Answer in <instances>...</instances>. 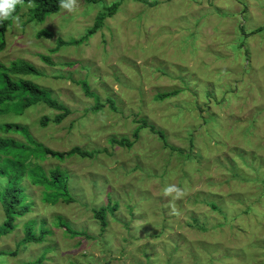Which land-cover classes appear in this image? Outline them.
I'll return each instance as SVG.
<instances>
[{"label": "rangeland", "instance_id": "374dc122", "mask_svg": "<svg viewBox=\"0 0 264 264\" xmlns=\"http://www.w3.org/2000/svg\"><path fill=\"white\" fill-rule=\"evenodd\" d=\"M112 1L77 0L76 12L61 8L39 23L24 22L23 6L19 26L6 30L0 63L32 64L28 79L71 110L57 124L59 110L38 104L17 122L51 152L75 146L91 156L39 161L47 175L66 174L72 201L52 204L42 185L24 179L32 210L0 235V252L16 251L0 264L44 252L43 264H264V29L252 33L264 27V0H124L89 39L51 51L58 38L84 35ZM39 29L55 36L38 37ZM97 100L104 106L95 111ZM139 118L168 145L149 126L131 147L110 141L132 137ZM5 135L27 143L23 132ZM170 184L179 198L164 194ZM109 203L117 209L100 233L94 209ZM60 216L90 238L67 234ZM30 221L36 235L42 224L50 233L25 248Z\"/></svg>", "mask_w": 264, "mask_h": 264}, {"label": "trees", "instance_id": "16d2710c", "mask_svg": "<svg viewBox=\"0 0 264 264\" xmlns=\"http://www.w3.org/2000/svg\"><path fill=\"white\" fill-rule=\"evenodd\" d=\"M85 1L87 3H97L102 0H84V2ZM123 1L124 0H113L110 4H107L105 9L98 13L94 23L80 38L72 39L70 41L58 38L57 46L51 49V51L55 52L58 51L63 45L78 44L89 39V37L94 35L103 27L107 18H110L119 11ZM136 1L150 6L156 3L153 0ZM27 5H29L30 16L24 22H43L48 16L61 10V7L59 6L60 0H21V3L17 5L15 15L18 16V13L22 7ZM11 24L12 20L10 19L5 20L2 24H0V49H3L6 46L4 41L5 33ZM263 29L264 27L260 26L252 33L261 32ZM36 36L51 39L55 36V33L49 29H39L36 32ZM42 57L48 64H54L50 56L45 55ZM67 64L73 65L72 63ZM2 70H7L5 74L10 71L16 74L22 73L24 75H28L35 70V67L32 64L26 62L22 64L12 62L9 66L3 65ZM87 83H85L87 95H94V93L90 91ZM16 88L17 87H15L14 84H11L8 74L5 79H2L0 72V93H3V95H0L1 114L10 113L18 109H21V111H18V113L25 112L28 108L36 107L38 104H43L49 108L59 110V113L52 119L47 115L42 117L41 123L46 126L50 119L51 121L53 120L55 123L60 124L71 113V110L66 106V104L53 97L46 89L29 79H20L18 90L14 92ZM178 92V90H173V92L170 93H159L157 98L163 99L169 95H175ZM103 106L104 103L97 100L96 105H94L92 109L98 111L100 107ZM138 121L140 123L138 126L140 127H138V129L133 132L132 137H112L110 138V141L120 146L131 147L139 138V128L143 129L149 126L154 132H157L161 136L164 144L168 145L166 139L164 140V133L162 130H157L152 124H148L144 118H139ZM7 132L21 134L22 132L25 133V139L27 140V143L18 141L13 137H7L5 135ZM51 154L53 156L61 155L62 158L73 155H80L82 157L91 156L90 152L82 151L79 147L75 146L63 154L57 151L51 152L49 147H44V145L37 142L36 138L30 132L28 127H22L15 123H0V204L4 208V220L0 224V235H7L11 233L18 225L16 221L32 210V199L26 192L27 187L22 184L24 179L27 177L32 180L33 184L38 186L42 185L43 188L41 191L44 200H47L52 204H56L60 199L65 202L72 201V195L68 186L66 174L59 168H56L51 170L50 174L47 175L42 168L41 163L39 162L40 160H45ZM116 209L117 205H111L110 203L106 206L94 209L96 219L99 220L100 223V233H103V230L107 226V215L109 213H114ZM57 225L63 228V230L72 237L85 236L90 238V235L87 234L86 231L73 229L66 221L61 218V216L58 219ZM48 233H50V230L46 229L44 224H42V226L40 225V234L36 235L33 222H27L25 224V236L21 243L26 248L30 242L36 243L43 241ZM14 254L16 255V251L3 250L0 252V255ZM45 258L46 253L44 252L36 260L22 262L21 264H43Z\"/></svg>", "mask_w": 264, "mask_h": 264}, {"label": "clouds", "instance_id": "9594fccd", "mask_svg": "<svg viewBox=\"0 0 264 264\" xmlns=\"http://www.w3.org/2000/svg\"><path fill=\"white\" fill-rule=\"evenodd\" d=\"M20 3H21V0H0V24H2L5 20H9L10 19L17 26H19L20 19H19V16L15 15V11H16L17 5L20 4ZM59 6L62 9L67 10V12H69V13H74L78 9L77 0H60V5ZM5 63L4 62L0 63L1 64L0 69L3 68V65ZM7 74L9 76L10 80H11V84H14L15 87H17L14 90V92H16L18 90L19 80L23 79V78L28 79L27 76H29V74L28 75H24L22 73L16 74V73H12L10 71H8ZM7 74H6L5 78L7 77ZM0 95H3V93H0ZM12 114L15 116V120L14 121L2 120V116L3 117L4 116H10ZM23 114H24V112H21V113H18V114L16 112L3 113V114L0 113V123H15V124H19L21 126V123L17 122V120H22V121L25 120V117H21ZM17 116H20V117L16 118ZM2 134H3V132H2ZM68 186H69V181H68ZM164 194L166 196H171L172 194H175V196L177 198H179L182 195V189H180L178 186H176L174 184H170V185H167L164 188ZM107 226H108V222H107Z\"/></svg>", "mask_w": 264, "mask_h": 264}]
</instances>
